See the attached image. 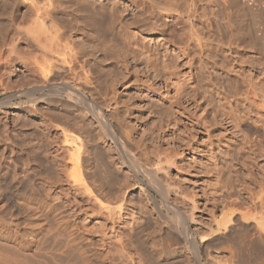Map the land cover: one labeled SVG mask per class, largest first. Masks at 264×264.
<instances>
[{
  "label": "rangeland",
  "instance_id": "obj_1",
  "mask_svg": "<svg viewBox=\"0 0 264 264\" xmlns=\"http://www.w3.org/2000/svg\"><path fill=\"white\" fill-rule=\"evenodd\" d=\"M32 1L0 0V101L31 86L45 84L30 64L34 56L42 59L45 51L32 38L35 33L31 32L38 25L33 24ZM57 1L63 6L74 4L68 2L72 0ZM103 1L109 8L114 3L124 8L128 18L123 21L126 17L122 16L121 25L107 35L93 30V25H87L83 17L76 24L73 21L75 26L72 24L71 29L67 27L70 16L59 15L61 19H55L61 28L56 30L67 31L71 38L62 34L63 39L69 40L61 41L60 37V41H71L78 52L74 55L76 74L61 72L59 80L76 83L84 91L87 88L86 95L97 102L108 100L109 106L106 101L99 103L111 117L115 132L128 136L134 157L151 174H133L128 167V155L117 151L107 141L103 129L85 113L82 116L88 125L81 129V119L72 115L78 112L67 102L50 97L56 102L41 103L34 113L26 104L25 95L13 97L16 107L0 105V174L18 170L17 181L22 179L21 154L31 148L34 139L36 143L38 139L44 142L40 134L35 133L36 138L31 135L36 129L42 130L37 126L41 114L63 122L79 120L77 133L82 130V136L90 140L86 163L92 182L98 184L99 178L103 180H99L98 188L102 187L105 193L110 191V204L121 206L114 218L98 209L97 199V206L92 205L91 199L89 206L85 198H90L88 193H83V197L82 192H70L74 190L65 183V176L55 184L58 175L53 161L47 165L46 173L37 162L32 161L31 166L39 171V177L33 178L40 182L42 177L51 194L56 191L58 195L62 189L63 195L71 193L68 198L77 194L83 204L73 208L76 214L72 219L78 220L79 227L83 219V226H90L85 229H97L93 232L98 234L92 233L90 238L98 246L100 239L104 240L119 255L120 242L125 240L123 249L126 247L135 264H151L160 258V264H264V243H260L261 233L257 232L258 228L264 229V0H177L185 9H196L194 17L187 13L160 14L158 19L165 22L157 23L139 0ZM48 22H43V31L51 26ZM191 26L203 37L201 45L190 39ZM43 31L40 40L47 35ZM45 39L41 41L44 43ZM84 73L89 75V82ZM47 136L44 137L47 144L51 143V155L55 140ZM57 195L52 196L58 198ZM61 205L64 214H72L66 204ZM82 208L84 211L79 210ZM131 239L137 241L130 243L138 248L129 244ZM129 245L132 249L127 248ZM100 246L97 251L103 248ZM101 251L98 253L104 259L107 250Z\"/></svg>",
  "mask_w": 264,
  "mask_h": 264
},
{
  "label": "bare ground",
  "instance_id": "obj_2",
  "mask_svg": "<svg viewBox=\"0 0 264 264\" xmlns=\"http://www.w3.org/2000/svg\"><path fill=\"white\" fill-rule=\"evenodd\" d=\"M139 1L144 3V7H143L144 11L148 10L152 13V16L154 18L153 22H156V21L158 22L160 20H161V22H165L164 19H158L160 14H166V15L174 14V15H176L177 13H180V14L187 13L188 16L191 18V17H194L195 13L197 12V10L194 8H186L185 9V8L181 7L180 4H178L177 0L174 3H168L166 0H139ZM57 2H58L57 0H46V2L40 4L39 2H36L34 0L32 1V8L34 9V15H35V18L33 20V24H34V22H35V24H38L35 26L37 28V30L34 32V29H33V32H31L32 34L35 33V36L33 34L32 38H34L35 41L37 40L36 42H37L39 48L41 47L42 50L43 49L45 50L43 52L45 57L42 55V53H41V56H43L42 59L38 58V56H34V59L30 60L31 61L30 64H31V69H33L34 71H37V72H39V74H41V76L45 80V84L31 86L27 90L18 91L19 93H17L16 95L8 96V97L4 98L3 100H1L0 105H2L3 107H16V106H13V104H14L13 103V99H14L13 97L17 96V95H19V96L25 95V97H27V99H28L26 104L31 108V110L34 113H37V111L39 110V107H40V106L38 107L39 104L46 103L49 101L51 103V102H56V100L57 101L63 100L65 102H67L66 103L67 105L69 104L72 107V109L75 108V111L78 112V113L73 112L75 115L74 114H72V115H73V117H75L77 119H81L80 121H82V123H81L82 125L77 123L79 120L76 122L77 124H79L81 126V127L79 126L81 129H82V126L84 127V126L88 125V124H86L88 121L86 120L87 121L86 122L85 119L87 116H89L91 118L90 121L93 120L103 129L102 131H104L103 134H105L104 136L106 137L107 141H110L111 144L115 147V149L117 151H120L122 155H128V159H129V166L128 167L133 172V174L139 175L142 173L143 174L149 173V171L146 169L147 167H144L142 165L143 163H140L137 160V158L134 157V151H133L134 148L132 147V144H130L131 142L129 141L128 136H126V135L121 136L117 132H115L114 125L111 121V117L108 115V112H106L105 108L100 104L101 101H104V100L99 101L100 99L99 100L97 99L100 102L99 103L94 98L91 99L88 95H86L85 91L87 90V88L84 91L83 90L84 88L82 89L76 83L73 84L72 82H70L68 80L60 81L59 80L60 77L58 76V74H60L61 72L62 73L64 72L66 74H72V75L76 74L77 70H75L76 69L75 68V61H76L77 57H75L74 55L77 56L78 52L76 50H74L76 47L74 48L72 46L73 43L71 41H70V43H72V44H70L69 41H68V43L61 42L62 40H65V39L71 40V38L69 37V35L68 36L66 35L67 31H65V30H67V29H63L66 33L63 32L62 30H60L61 29L60 24H59V26H57L58 23L56 24L54 22L55 19H59L60 18L59 15L70 16V20L68 21L69 24L68 23H67L68 25L66 23L65 24L67 25V27L69 29H71L73 21L76 24L77 20H79V18L83 17V19H85V22L87 23V25L88 24L93 25V30L96 29V31H99L101 34L107 35L109 33V31L113 30V28L116 25H121V19L120 18L122 16L123 17L125 16L124 15L125 9L120 7V6L118 8L117 7L118 5L115 6L116 3L112 4L113 6H111L109 8L108 4L106 2H104L103 0L99 1V2H98V0H72V1H68V2H73L74 4H71V5L69 4V6H67V5L63 6L61 3L59 4ZM62 3H63V1H62ZM69 7H72L73 9L71 8L72 10L69 11L68 10ZM79 13L82 15H78ZM127 19L128 18L126 17V19H124L123 21H126ZM46 20H48L52 23L51 24L50 22H48V23H50L48 25H51V26H49V29L47 28V30L50 31V32L48 31L49 33H46V31H47L46 27H45L46 31H43V29H42L43 26H45V25H43V22ZM46 23L47 22H45L44 24H46ZM86 23H84V24H86ZM48 25H46V26H48ZM61 26H63L64 28L66 27V26H64V24H62ZM40 27H41L43 33L47 34V35H45L46 39L45 38L44 39L46 42H44V43L42 42V41H44V39H41L42 41L40 40L39 34L42 32L40 30ZM58 28H60L59 30L61 33H59V31L56 30ZM48 34H50V35L48 36ZM62 34H63V36L65 35L66 37H68L69 39H67L66 37H64L65 39H63ZM122 36H123V34H122ZM60 37L62 38L61 41H60ZM41 38H43V37H41ZM58 39L60 42H57ZM190 39L196 41L197 44H199V45H201L202 40H204L203 37H201L197 33V30L193 29V26H191V30H190ZM59 43H62V44L64 43V44L62 46ZM74 45L76 46L77 44L74 43ZM42 50H40V51H42ZM75 51L77 52V54ZM95 60H97V58H95ZM86 62H85V64H86ZM85 64L81 65V67L84 69H85ZM90 66H92V65H90ZM84 74L86 75L84 77H86L87 80L85 78L84 79L87 82H89V75L86 73H84ZM57 76L59 78H57ZM79 76H80V74H79ZM48 83H50L51 85L48 86L47 85ZM48 87L50 88V91H46V89H48ZM92 91H94V90H91L90 92L92 93ZM50 97L55 98L56 100L54 99L55 101L54 100L52 101V99ZM105 101H106V103L108 102V100H105ZM106 103H104V104L106 105ZM16 105H18V104H16ZM107 106H109V103H107ZM84 113L86 114L85 118L83 117L85 115ZM41 117L42 118H41L39 124H37V126L39 125V128L42 130L39 132V129H36L35 130L36 132H34V134H32L33 133L32 132L31 135H33L32 136L33 138H36L35 135L40 134L41 137H43L44 142L42 144V142H40L39 139L37 138L38 143H36V141L34 139L35 144H34V142H31L32 143L31 145L29 143L31 148L28 149L27 151H25L24 154H21V158L23 159V162H22L23 163V168H22V174L23 175H20V176L22 177V179H20L19 182L17 181L18 174H20V172H18V170H14L12 173L10 171L9 172L7 171L8 173H5L3 175L0 174V264H117L116 259L119 255L122 257H118V258H121L119 260L117 259L118 264H135V263H133L134 262L133 259H131L132 256H130L128 253L129 251L126 250V247H125V249H123L124 248L123 243L125 242V240H124V242L123 241L120 242V245L121 244L123 245V246L121 245V247H120L122 254L118 253L119 255H117L115 253L116 248L113 250V247H112V250H113L112 251L110 246H107V244L109 245V243L106 244V243H104V240L102 242L100 239V242H102V245L100 246L101 243L99 242V246H100V248L101 247H103V248L99 249V250L100 251L101 250H107V254L105 252V257H107V259L104 256L103 257L105 260L102 259V257L100 258V254L98 253L99 250L97 251V248L99 247L98 243H96V241H94L95 239L94 240L92 239L93 237L90 238L92 236V233L93 234L96 233L93 231H96L97 229L94 228V230H92V231L90 229H85L87 224L85 222L86 225L84 224L85 225V227H84L83 226L84 220L81 219L80 225L82 224L81 227H83L86 230L85 231L84 229L79 227L78 224L76 223V221H78V220L75 219V221H74L72 219L73 215L76 214V210H74L73 208L78 209L77 205H78L80 199L77 197V194H75V196L73 198H68L69 195L71 194L70 192H73V193L74 192H76V193L82 192V194L88 193L89 194L88 196L90 198L88 199V197H85V198H87V202H86L87 204L89 203L88 201L90 199L93 200L94 202H96V199L99 200L100 203L98 201L96 203L92 202L91 200L90 201H91L92 205L94 204V206H95V204L97 206V203H99L100 206L98 204V209L100 207L103 211L104 210L107 211L108 213L106 212V214H109L110 215L109 217L111 219L114 218L113 216H116L117 212H115V211L117 210V208H119V209L121 208L120 205L116 207V206H113L115 204H113V203H112L113 205L110 204V202H109L110 200L107 199V197L109 198L108 194L110 195V191L109 192L107 191V193H105L106 190L105 191L102 190V187L100 188L101 190L98 188L99 186H97V185H99V183L101 181L100 178H99L100 181L98 180V182H99L98 184H97V181H95V180L94 181L96 182V184H94L92 182V179H93L92 178V172L90 170H88L87 167H89V166H87L88 162L86 161L87 155H88L86 149H87V147H89L88 145L90 144V140L87 138L88 136L87 137L85 135H84L85 137L82 136V134L80 133L82 130H80L79 128L78 129L80 131L79 130L78 131L80 134L77 133V129H76L77 124L76 123H72L69 121L63 122V121L54 120L50 116L48 117V115H46V114L45 115L41 114ZM93 121H92V123H93ZM86 128H87V126H86ZM88 130H89V132L90 131L92 132L91 127H88ZM44 136H47V137L52 136L53 139L55 140L54 153H51V155H50L51 143L47 144L48 141L45 139L46 137H44ZM30 141H32V138L29 139V142ZM39 151H41V152H39ZM136 157H138V156H136ZM19 159H20V156H19ZM46 160H47V164H46ZM32 161H34L35 163L37 162V164H39L41 166V168L43 169L42 172L45 171V173H46V170L49 169L48 168L49 166H47V165L49 164V162L53 161L54 162L53 166H55V168L57 167V170H56L57 173L55 175H58L57 177L55 176V178L57 180L55 179L54 183L58 184L57 182H59L63 179L62 176H65V180H66L65 183H67L69 185V188L71 190H74V191H70L69 192L70 194L67 193V194L63 195L64 190L62 188L64 185H62V186H60L62 188L58 187V190L62 189L58 192L59 196L56 194V191H55V193H53V194H55V196L57 195L58 198H53L54 196H52L53 194H51V191L49 189V185L47 186V184H46L47 182L45 183L44 180L42 179V177H40V179H42V180L39 179L40 182H37L38 179L33 178L34 176H36L38 174L39 171L37 172L34 168H32V166H31ZM13 162H14L13 166H14V168H16V166H18L17 165V159L16 158L13 159ZM152 173H154L153 170H152ZM149 174H151V173H149ZM42 175H45V174L43 173ZM38 177L39 176H36V178H38ZM44 179H45V177H44ZM60 183H59V185H60ZM63 183H64V181H63ZM100 186H102V185H100ZM103 187H105V185H103ZM69 188H68V190H69ZM157 188H158V186H157ZM52 190L54 191V189H52ZM62 191H63V193H62ZM85 195L83 194L82 196L84 197ZM81 200H83V199H81ZM61 202L64 203V205L65 204L67 205L69 212L71 210L73 211V212L71 211L72 214H69V213H67V211H65L67 213V215H66V213L64 214V211L63 212L61 211L62 210L60 207ZM81 203L83 204V202L79 203L80 207H81ZM167 203H169V201ZM116 205H117V203H116ZM94 206H92V207H94ZM64 207H63V209H64ZM92 207H89V208L92 209ZM95 208L96 207H94L93 209L95 210ZM172 208H173V206H172ZM91 209H89V210H91ZM64 210H67V209H64ZM79 210L84 211L83 208L79 209ZM78 211H77V213H78ZM96 211H97V208H96ZM177 212H178V210H177ZM88 213L89 212H87L86 214L87 215L91 214V211L89 214ZM97 213H98V211H97ZM87 215H83V216H87ZM90 217H94V216H90ZM74 218H76V217H74ZM77 218H78V216H77ZM84 219H85V217H84ZM176 220L174 219V221H176ZM86 221H88V220H86ZM184 221H185V219H184ZM94 222H95V220H94ZM95 223L93 224V226L96 225ZM179 225H180V222H179ZM182 225L183 224H181V226ZM173 226H174V224H173ZM86 228H90V226L89 227L87 226ZM169 228H171V227H169ZM177 229H178V227H177ZM259 229L260 228H258V230L256 229L257 232L261 233V235L264 234L263 233L264 229L263 228L261 230H259ZM83 230L85 232H83ZM172 230H174V229H172ZM96 234H98V231ZM257 234H256L257 239L259 238V236L261 239H262V236H264V235L257 236ZM132 235H131V237H132ZM183 235H186V237H188L187 234H183ZM140 237H141V239H143L142 236H140ZM261 239H260V243L261 242L264 243V241L263 240L261 241ZM132 240H134V239L129 240L130 245L132 244V243H130ZM134 241H132V242H134ZM142 241L146 242V240H144V239ZM257 241H259V240H257ZM126 242H128V241H126ZM135 242H137V241H135ZM95 244L97 245V247ZM133 244H132V246L137 247ZM135 244H137V243H135ZM138 244H139V241H138ZM256 244H258V242H256ZM127 245H128V243L125 246H127ZM130 245H129V247H131ZM108 247L110 248V250H108ZM129 247H127V248L132 249V247L131 248H129ZM122 249L124 250L125 253H123ZM193 249H194V247H193ZM257 251H258V249H257ZM126 252L128 253V255ZM100 253L103 254L102 251ZM156 256H158V255H156ZM160 259H159V261L157 260V262H159V263H157V262H155V263L160 264ZM151 262H149V263H151ZM142 263H143V261H142ZM153 263H151V264H153ZM138 264H140V263H138ZM145 264H148V262ZM162 264H164V263H162Z\"/></svg>",
  "mask_w": 264,
  "mask_h": 264
}]
</instances>
